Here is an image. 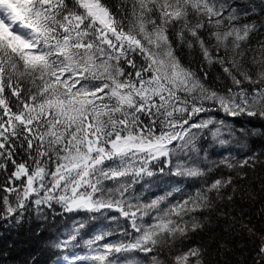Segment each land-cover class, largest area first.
<instances>
[{
    "label": "snow or ice",
    "instance_id": "obj_1",
    "mask_svg": "<svg viewBox=\"0 0 264 264\" xmlns=\"http://www.w3.org/2000/svg\"><path fill=\"white\" fill-rule=\"evenodd\" d=\"M258 200L264 0H0V226L31 211L42 241L23 264H264Z\"/></svg>",
    "mask_w": 264,
    "mask_h": 264
},
{
    "label": "trees",
    "instance_id": "obj_2",
    "mask_svg": "<svg viewBox=\"0 0 264 264\" xmlns=\"http://www.w3.org/2000/svg\"><path fill=\"white\" fill-rule=\"evenodd\" d=\"M260 143L257 140L255 146L258 147ZM261 207H264V201L261 200L246 207V210L253 217V223L258 228H264V220H261L257 215V210ZM26 217L25 223L18 228L0 226V264H23V261L28 258L32 250L42 243L35 235L40 221L35 218L31 211L26 213ZM57 220L59 221V217H57ZM9 245H12V247L9 248Z\"/></svg>",
    "mask_w": 264,
    "mask_h": 264
}]
</instances>
